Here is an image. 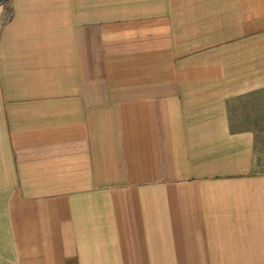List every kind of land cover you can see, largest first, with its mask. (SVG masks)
Listing matches in <instances>:
<instances>
[{
    "label": "crops",
    "instance_id": "1",
    "mask_svg": "<svg viewBox=\"0 0 264 264\" xmlns=\"http://www.w3.org/2000/svg\"><path fill=\"white\" fill-rule=\"evenodd\" d=\"M261 95L264 0H7L0 264H264Z\"/></svg>",
    "mask_w": 264,
    "mask_h": 264
},
{
    "label": "rangeland",
    "instance_id": "2",
    "mask_svg": "<svg viewBox=\"0 0 264 264\" xmlns=\"http://www.w3.org/2000/svg\"><path fill=\"white\" fill-rule=\"evenodd\" d=\"M259 101H261V103H262V107L264 108V96L263 95H261V97L258 99ZM233 114H235V116H236V113H237V111H236V109H234L233 108Z\"/></svg>",
    "mask_w": 264,
    "mask_h": 264
},
{
    "label": "water",
    "instance_id": "3",
    "mask_svg": "<svg viewBox=\"0 0 264 264\" xmlns=\"http://www.w3.org/2000/svg\"><path fill=\"white\" fill-rule=\"evenodd\" d=\"M7 0H0V5L6 2Z\"/></svg>",
    "mask_w": 264,
    "mask_h": 264
}]
</instances>
